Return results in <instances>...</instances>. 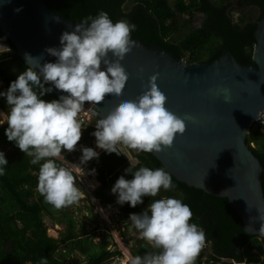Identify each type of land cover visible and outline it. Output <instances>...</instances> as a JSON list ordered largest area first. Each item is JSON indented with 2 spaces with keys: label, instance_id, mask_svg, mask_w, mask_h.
I'll use <instances>...</instances> for the list:
<instances>
[{
  "label": "trees",
  "instance_id": "16d2710c",
  "mask_svg": "<svg viewBox=\"0 0 264 264\" xmlns=\"http://www.w3.org/2000/svg\"><path fill=\"white\" fill-rule=\"evenodd\" d=\"M48 1L50 10L67 21L82 23L87 20L90 23L92 18L103 11L113 23L123 20L134 24L136 28L132 32L133 40L170 51L188 63H210L227 50H231L239 63L254 64V33L257 22L264 17V0H236L239 6L235 9L237 21L232 0ZM197 14L203 16L200 27L193 26ZM2 37L4 35L0 31V39ZM7 46L8 49L0 53V93L7 92L10 84L28 68L9 41ZM48 87L46 84L45 88ZM42 96L49 102L58 100L52 91ZM0 110L8 117L10 106L3 95H0ZM97 116L99 119L100 115ZM7 127V121L0 125V146L8 149L4 153L8 161V164L3 166L5 174L0 175V264H41L42 259H47L48 264H113L114 259L121 258L122 254L111 236L104 234L101 235V240L96 241L97 231L100 229L95 227L88 230V225L79 227L78 221L69 213L68 208L77 206L82 199L61 209H56L45 201L44 196L37 191L39 169L44 161L32 164V157L22 152L14 141L8 140L5 135ZM94 142V138L89 136V129L84 130L77 147H84L85 144L91 147ZM247 144L264 169V132L261 128L250 129ZM253 144L255 146H252ZM62 155L66 160H71V155L66 150ZM137 156L140 163L136 165H132L122 154H109L106 151L100 152L98 158L88 161V170L100 185L93 192L94 199L104 207L117 206L118 216L122 215L118 224L127 229L126 233L131 228L140 234L129 220L130 214H141L152 200L176 198L189 205L193 212L189 223L203 229L205 240L212 243V254L207 260L203 259L205 256L201 252L194 264H232L222 261V258H233L241 262L247 257L251 264L260 261L253 250L264 255V237L248 235L241 229V219L228 207L227 199L215 198L190 188L172 174V189L165 191L162 188L156 197H143L144 203L135 208L129 203L119 204L118 193H113L112 189L121 176L131 180L134 178V172L141 167L164 169L150 153L138 152ZM56 163L69 169L59 159ZM130 168L132 171H126ZM73 175L76 185L80 187L74 171ZM96 218L99 219V215ZM46 219L53 225L64 227L58 238L49 236ZM239 238H242L244 243L248 240L250 242L243 255L237 258L234 253L229 252V246ZM122 240L129 247L132 257H143L147 253L160 251L153 248L144 238Z\"/></svg>",
  "mask_w": 264,
  "mask_h": 264
},
{
  "label": "clouds",
  "instance_id": "9594fccd",
  "mask_svg": "<svg viewBox=\"0 0 264 264\" xmlns=\"http://www.w3.org/2000/svg\"><path fill=\"white\" fill-rule=\"evenodd\" d=\"M135 28L123 20L113 23L101 11L90 23L85 20L73 31H64L60 36L61 47L45 50L57 58L56 62L41 64L40 57L25 53L28 68L10 84L7 92L0 93L10 106L5 135L32 157V164L44 161L39 169L37 191L56 209L78 203L83 195L76 186L73 171L59 166L56 160L63 159L65 150L71 153L78 148L84 132V121L79 117L81 113L87 114L85 102L93 107L108 95H123L129 74L120 61L136 46L132 39ZM109 54L116 59H110ZM102 64L106 71L101 70ZM158 78V73L150 77L147 90L137 100L120 102L104 118L98 119L96 115L94 137L90 135L94 126L86 130L89 129L97 147L117 155L123 154L125 147L128 154L131 149L154 154L171 148L176 135L185 133L186 122L166 108L167 96L158 87ZM46 84L67 95L50 102L41 99L53 90L45 88ZM100 152L84 147L81 164L98 158ZM7 164L4 152L0 151V175L5 174L3 166ZM173 187L170 173L163 168L141 167L131 180L121 176L112 192L118 193L119 204L129 203L135 208L144 203L143 197L153 198L162 188L167 191ZM192 217L189 205L171 197L152 200L141 214H130L129 220L141 237L160 250L132 257L130 264H194L206 246V237L203 229L189 223ZM260 232L264 233V226ZM41 264H48L47 259H42Z\"/></svg>",
  "mask_w": 264,
  "mask_h": 264
},
{
  "label": "water",
  "instance_id": "95a60500",
  "mask_svg": "<svg viewBox=\"0 0 264 264\" xmlns=\"http://www.w3.org/2000/svg\"><path fill=\"white\" fill-rule=\"evenodd\" d=\"M48 4V0H0V31L24 63L25 53L40 57L41 64L56 62L45 50L61 47L62 33L80 24L53 13ZM254 38V64L239 63L231 50L210 63H188L170 51L136 41L120 61L129 74L123 95H108L95 107L101 118L106 117L120 102L137 100L158 73L166 108L187 127L171 148L152 155L186 186L227 199L241 219V229L264 237L260 232L264 169L247 144L252 124L264 113V17L257 22ZM109 58L116 59L111 54ZM101 70L106 66L102 64ZM48 85L58 99L67 95Z\"/></svg>",
  "mask_w": 264,
  "mask_h": 264
},
{
  "label": "rangeland",
  "instance_id": "374dc122",
  "mask_svg": "<svg viewBox=\"0 0 264 264\" xmlns=\"http://www.w3.org/2000/svg\"><path fill=\"white\" fill-rule=\"evenodd\" d=\"M188 1V0H187ZM234 3V17L235 21H237L238 15L235 13V9L238 8V4L236 0H232ZM173 2V0L171 1ZM188 20V18H185ZM203 22V16L200 14H197L193 20V26L194 27H200ZM7 41V40H5ZM3 44H0V53L5 52L8 49L7 43L5 42ZM1 88V86H0ZM42 99H47L42 96ZM4 121H7V116L0 110V123H3ZM261 128V131L264 132V128L259 126L258 123L254 122L251 126L253 130H256L257 128ZM250 128V129H251ZM252 146H255L254 144ZM84 147L93 148L96 152L102 151L103 149H100L97 147V142L95 141L93 143V146H88L87 144L84 145ZM84 147H79V149H76V151L69 153L71 155V160H65V157L62 155L63 159H61L67 167H69L70 170L74 171L77 176V180L79 182L80 187H77L80 189V191L83 193L81 199L83 200L80 202L77 206L69 207V213L75 217V219L78 221V226L81 227L83 225H88L87 229L92 230L95 227H98L100 230L97 231L98 239L96 238V241H99L102 239L101 235L105 236H111L112 240L116 243V246L120 250L122 256L121 258H116L113 260V264H130V250L129 247L125 245L124 240L122 238L131 239L136 238V235L138 234L134 229L129 228L128 233H126V228H121L118 224V221L120 220V217L122 215L118 216V208L116 207H104L99 205L97 201L94 200L93 197V191L98 188L97 182L91 177L90 172L87 169L88 162L85 164H81V157L83 155L82 149ZM130 149V148H129ZM0 151L6 153L8 149L0 146ZM123 152L128 157V160L132 165L140 163V159L137 156V151L130 150V154L128 151V148H124ZM79 169V171H77ZM92 213V214H91ZM119 214L120 211H119ZM99 215V219L96 218V216ZM48 233L52 236H56L61 231L64 230L63 226L59 225H53L52 222L48 219L45 220ZM112 250L114 249L113 246L110 247ZM204 256L203 259L206 260V258L210 254V247L208 245L204 246L202 251ZM253 252H256L255 250ZM199 253V254H200Z\"/></svg>",
  "mask_w": 264,
  "mask_h": 264
},
{
  "label": "flooded vegetation",
  "instance_id": "af4514ba",
  "mask_svg": "<svg viewBox=\"0 0 264 264\" xmlns=\"http://www.w3.org/2000/svg\"><path fill=\"white\" fill-rule=\"evenodd\" d=\"M249 242H250V240H248L247 242L244 243V240L242 238H239L229 246V248H230L229 252L234 253L237 256V258L241 257L243 255L244 249L246 248V246L248 245ZM205 245H208L210 247V254H209V256H210L212 254V248H211L212 243L210 241L209 242L206 241ZM253 253L256 254V258L260 260L256 264H264V255L259 254L257 251L253 252ZM207 258H206V260H207ZM222 261L229 262L232 264H251V262L249 261V259L247 257H244L243 261H241V262H238L237 259H233V258H222ZM252 264H254V263H252Z\"/></svg>",
  "mask_w": 264,
  "mask_h": 264
},
{
  "label": "built area",
  "instance_id": "2783aa9c",
  "mask_svg": "<svg viewBox=\"0 0 264 264\" xmlns=\"http://www.w3.org/2000/svg\"><path fill=\"white\" fill-rule=\"evenodd\" d=\"M5 40H6V38L5 37H2L0 39V44L5 45L4 43L5 42L7 43V41H5ZM90 108H92V109L89 110ZM84 110H85V112L87 114L85 115L84 113H81L80 114V117H79L80 119H83V121H84V127H83V129L86 130L89 126H94L95 129L93 131H91V133H90V135L94 137L93 133L96 131V127H95V125H93V123L95 122V119H96L97 109H96L95 106L92 107V104L91 103H88V104H84ZM255 122L258 123L259 126H261L262 128H264V113H262L260 115V117ZM1 124L2 123H0V125ZM59 234H57L56 236H52V237L53 238H58Z\"/></svg>",
  "mask_w": 264,
  "mask_h": 264
},
{
  "label": "crops",
  "instance_id": "0c3cea01",
  "mask_svg": "<svg viewBox=\"0 0 264 264\" xmlns=\"http://www.w3.org/2000/svg\"><path fill=\"white\" fill-rule=\"evenodd\" d=\"M1 85H2V83H0V86H1ZM77 149H79V147H78ZM102 151H104V150H102ZM63 156H64V155H63ZM59 160H61V159H59ZM65 160H66V159H65ZM61 161H62V160H61ZM62 162H63V161H62ZM63 163H64V162H63ZM135 165H136V164H135ZM66 166H67V165H66ZM93 179L96 181V179H95L94 177H93ZM77 181H78V180H77ZM96 182H97V181H96ZM97 185H98V188H99L100 185H99L98 182H97ZM98 188H97V189H98ZM94 191H95V190H94ZM94 191H93V192H94ZM94 200H95V199H94ZM95 201H96V200H95ZM97 202L99 203V205H101L99 201H97ZM101 206H102V205H101ZM114 207H116V206H114ZM61 232H62V231H61ZM48 234H49V233H48ZM49 236H50V235H49ZM50 237H51V236H50ZM58 237H59V236H58ZM136 237H137V238H142L140 234H137ZM130 254H131V253H130ZM131 257H132V255H131Z\"/></svg>",
  "mask_w": 264,
  "mask_h": 264
},
{
  "label": "bare ground",
  "instance_id": "6f19581e",
  "mask_svg": "<svg viewBox=\"0 0 264 264\" xmlns=\"http://www.w3.org/2000/svg\"><path fill=\"white\" fill-rule=\"evenodd\" d=\"M122 155L126 156L125 153H123Z\"/></svg>",
  "mask_w": 264,
  "mask_h": 264
}]
</instances>
